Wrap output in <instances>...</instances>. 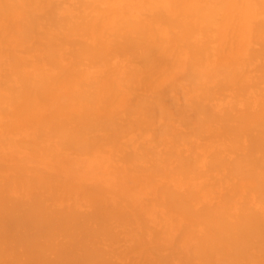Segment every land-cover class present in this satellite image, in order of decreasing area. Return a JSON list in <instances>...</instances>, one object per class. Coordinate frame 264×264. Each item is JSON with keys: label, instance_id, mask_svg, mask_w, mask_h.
<instances>
[{"label": "bare ground", "instance_id": "1", "mask_svg": "<svg viewBox=\"0 0 264 264\" xmlns=\"http://www.w3.org/2000/svg\"><path fill=\"white\" fill-rule=\"evenodd\" d=\"M0 264H264V0H0Z\"/></svg>", "mask_w": 264, "mask_h": 264}]
</instances>
